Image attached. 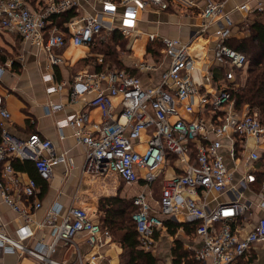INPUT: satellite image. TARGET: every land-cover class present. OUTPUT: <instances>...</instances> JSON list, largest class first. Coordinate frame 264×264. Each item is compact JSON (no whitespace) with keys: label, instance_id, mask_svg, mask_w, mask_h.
Returning <instances> with one entry per match:
<instances>
[{"label":"built area","instance_id":"2783aa9c","mask_svg":"<svg viewBox=\"0 0 264 264\" xmlns=\"http://www.w3.org/2000/svg\"><path fill=\"white\" fill-rule=\"evenodd\" d=\"M95 1L100 9L94 15L68 22L66 33L54 24L52 16L77 8V0H50L46 7L37 9H32L26 0H0V29L20 35L47 54L50 73L45 80L50 82L54 80V67L62 62L60 50L69 39L75 46H91L103 32L120 28L127 35L134 30L141 12L170 7L168 0ZM228 1L205 0L201 11L204 24L186 42L149 35L151 42L162 45V52L152 58L169 59L167 69L150 85L125 71L106 69L78 74L71 95L76 99L93 93L88 105L101 111L102 122L88 127L89 113L82 110L57 123L61 138L65 136L64 129L71 127L78 143L87 148L86 171L93 174L114 173L128 185L142 178L151 185L159 178L162 167L172 162L171 158L177 162L180 171L161 182L158 209L154 210L149 202L151 194L142 192L134 199L137 210L132 219L141 246L149 249L154 245V233L163 226V216L177 220L185 214L188 221L196 223V233L202 240L197 259L203 264H253L264 247V218L248 219L254 211L264 210V181L255 189L262 171L259 163L264 124L258 112L247 106L238 108L233 97L241 87L237 74L248 63L244 54L227 43L234 26L230 12L225 10ZM252 2L255 6H251ZM235 9L248 18L251 13L263 14L264 3L243 0ZM117 16L122 18L123 27L114 22ZM211 26L216 30L209 39L214 35L216 42L209 51L213 61L226 68L217 80L211 69L205 70L207 59L197 53V43ZM99 62L104 63L102 58ZM139 65L143 72L157 68L153 61ZM195 69L204 73L200 83L192 74ZM102 81H106V86ZM63 87L52 85L47 92ZM117 96H121L119 113H115L113 103ZM178 107L187 117L179 114ZM51 108L59 110L62 106ZM10 119L5 97L0 95V194L2 201L23 219L12 236L0 216V250L4 254L29 256L40 264H100L99 252L83 259L77 251L74 263L53 257L60 245L76 244L80 234L98 250L111 241L110 230L86 209L72 206L62 215V206L54 204L33 226L34 210L42 208L37 182L30 179L23 185L22 200L12 194L9 183L18 184L12 160L32 161L39 175L48 180L55 167L66 164L67 153L57 155L53 142L38 133L26 140L15 139L9 133ZM149 129L147 148L139 152L135 145L143 141V134ZM42 227L49 229L50 242L37 240V231Z\"/></svg>","mask_w":264,"mask_h":264},{"label":"crops","instance_id":"0c3cea01","mask_svg":"<svg viewBox=\"0 0 264 264\" xmlns=\"http://www.w3.org/2000/svg\"><path fill=\"white\" fill-rule=\"evenodd\" d=\"M243 0H229L225 10L230 12L234 21L230 38L227 43L233 41L244 40L250 36L251 26L253 22L261 17L264 22V13H251L248 18H245L241 12H238L235 7ZM264 3V0H261ZM32 9L46 7L50 0H37L35 5L26 1ZM77 8L70 11L76 12V17L71 21L94 15L100 9L99 4L95 0H77ZM170 7L165 11L146 10L138 15L134 30L129 34H125L123 30L117 28L114 32H103L95 39V44L87 46L89 52L87 54L79 51L80 46H75L69 39L67 46L60 50L62 62L54 67V80L50 82L45 80V76L50 73L48 70L49 58L45 52L40 50L31 42H25L20 35L0 29V95L5 97V103L11 113L9 121V133L17 140H26L33 133H38L42 137L53 142L57 155L67 153V161L65 165H60L54 168L50 179L45 180L37 172L35 165L29 160H12L15 177L18 179V184L9 183L12 188V194L22 200L23 185L30 179L37 182L40 189L38 199L42 202V208L34 210L32 215L33 226L42 221L47 210L54 204L62 206V215L66 214L72 206L82 207L86 209L90 216L99 223H105V210L108 211L109 206L104 210L100 207L105 199L119 198L127 201L135 208L134 199L142 192H149V202L153 209H158V202L161 195V182L166 179L168 174L172 177L180 170L177 162L171 158L170 164L163 166L160 170L159 178L151 185H147L144 179L139 182L128 185L120 176L114 173L93 174L86 171V155L87 148L79 144L74 136V131L71 127L64 129L65 136L60 137L57 128L58 121L65 119L67 116L86 110L90 116V126L102 122L101 111L97 108L90 107L88 102L92 99L93 93H85L74 99L71 95L75 77L83 72L96 73L103 70L125 71L132 75L139 76L144 85H150L153 80H156L162 72L167 69L169 59L157 61L152 57L162 52V45L159 42H151L150 34H158L169 38H179L183 41H188L194 31H199L204 24L201 11L205 7V0H168ZM255 2L251 6H255ZM68 12V11H67ZM122 9L119 10V14ZM64 14V13H62ZM60 14V15H62ZM59 15V14H56ZM54 16V15H53ZM116 24L122 21L120 16L114 18ZM70 22V21H69ZM54 23L61 31L67 33L66 24ZM124 26L123 22L119 24ZM216 30L215 26H211L208 33L204 34L202 39L197 43V53L203 56L207 61L206 69H211L215 80L219 79L226 70L225 66H221L213 61L210 53V48L215 45L216 36H209ZM127 41L126 50L128 58L121 60L120 66L122 70L114 69L107 64V56L98 54L94 51L97 43L102 42L106 37L111 40L116 38V35ZM84 46V45H83ZM86 46V45H85ZM74 49L70 54L71 59H68L66 52ZM77 59L73 60L74 53ZM103 59V64L99 59ZM131 59V60H130ZM153 61L157 66L156 71L143 72L138 67L139 64ZM138 66V67H137ZM247 67L237 74L239 86H242V80L247 77ZM104 72V71H103ZM197 82H201L204 76L199 70L192 71ZM106 86V81L101 82ZM62 84V90L48 93V87L52 85ZM121 96L113 98L115 113L120 112ZM54 105L62 106L59 110H53ZM50 108V112L47 111ZM151 136V130H147L143 134V141H139L135 145V149L139 152H144L147 148V141ZM1 140V132H0ZM264 140V139H263ZM254 145V142L251 140ZM262 160L259 167L264 165V143ZM17 162V163H16ZM20 165L21 169H16ZM262 170V168H261ZM264 171V167H263ZM140 174L143 176L144 171ZM259 185L255 186L258 189ZM122 191L124 195L121 194ZM132 191V192H131ZM111 210H115L110 207ZM0 216L2 223L5 225L6 231L15 236L17 228L22 223L23 219L7 206L0 194ZM108 217L112 219L114 227L112 230V239L101 249H94L87 241L84 234L76 237V244L69 246L60 245L57 252L53 256L60 261L74 263L77 260V253L83 259H87L93 252H99L100 264H124L128 261V256L125 254L121 244V232L118 230L121 218L119 215L108 213ZM264 218V210L254 211L248 219L257 220ZM163 226L159 228L153 235L154 245L147 249L139 244L138 249L146 253H150L155 259V264H174L175 255L173 253L175 247L180 243L183 250L188 254L182 264L191 260L194 263L203 264L197 259V253L202 248V240L196 233V223L188 221L185 214H181L177 220H173L163 216ZM35 225V226H36ZM174 230L175 233H172ZM138 234V232H137ZM115 235V238H113ZM37 240L50 242V231L47 228H40L37 231ZM139 238V235H138ZM140 242V240H139ZM78 251V252H77ZM253 264H264V247L259 250L255 256ZM0 264H40L39 261L29 257H19L17 254H4L0 250Z\"/></svg>","mask_w":264,"mask_h":264},{"label":"trees","instance_id":"16d2710c","mask_svg":"<svg viewBox=\"0 0 264 264\" xmlns=\"http://www.w3.org/2000/svg\"><path fill=\"white\" fill-rule=\"evenodd\" d=\"M27 1V0H26ZM37 0H28L32 5H35ZM76 17L75 11H68L62 15L52 16V20L56 24H62L71 21ZM251 28V34L244 40L233 41L228 45L234 50L245 55L248 63L247 77L240 87V89L233 94L236 99L238 108L247 106L250 111L258 112L260 121L264 124V22L261 17L257 18ZM116 38L117 33H115ZM123 44H126L124 42ZM95 51V49H94ZM111 58H116L113 50L108 49L107 53ZM113 56V57H112ZM108 60V58H107ZM1 142V140H0ZM17 163V162H16ZM16 169H21L20 165L15 164ZM264 167V165H263ZM258 185L264 181V171L258 174ZM109 206L108 211L105 210V223H102L104 228H107L112 233L114 226L112 219L108 217V213L112 212L114 215H119L121 222L118 230L121 232L120 240L125 254L128 256V261L125 264H155L156 259L150 254L139 250V238L137 234L136 225L132 219L133 213L137 210L131 208V204L119 198L105 199L100 207L104 210ZM112 207L115 210H111ZM175 233L174 230H171ZM175 255L174 264H182V260L187 258L188 254L180 243L177 244L173 251ZM186 264H200L194 263L191 260L185 262Z\"/></svg>","mask_w":264,"mask_h":264},{"label":"rangeland","instance_id":"374dc122","mask_svg":"<svg viewBox=\"0 0 264 264\" xmlns=\"http://www.w3.org/2000/svg\"><path fill=\"white\" fill-rule=\"evenodd\" d=\"M124 42L127 43V41L123 40L121 37L115 38L114 40H111L110 37H106L102 42H98L97 46L95 47V52L98 54H105L108 57L107 60V64L110 67H113L114 69L117 70H122L120 63L121 60L128 58L129 56L127 55V52H125L126 50V44H123ZM108 49H111L114 51L116 58H111L110 55L106 54ZM74 49H71L70 51L66 52L65 56L68 59H71V53L73 52ZM79 51H81L84 54H87L89 52L88 47L87 46H81L79 47ZM76 54H80V52H76L74 53V57L72 58L73 60H76L78 56H76ZM113 57V56H112ZM131 60V59H130ZM242 83H244V81L242 80ZM178 111L179 114L183 117H187L186 113L184 112V110L181 107H178ZM176 118H172L171 120L174 121ZM264 143V140H262V144ZM263 163V159L262 162ZM261 168L263 169V164L261 165ZM166 178H172V176L170 174H168L167 176H164ZM125 191H122L121 194L124 195ZM132 192V191H131ZM113 238H115V235H113ZM125 264V263H124ZM141 264H144L141 262Z\"/></svg>","mask_w":264,"mask_h":264}]
</instances>
